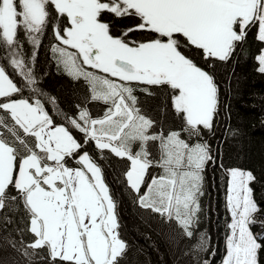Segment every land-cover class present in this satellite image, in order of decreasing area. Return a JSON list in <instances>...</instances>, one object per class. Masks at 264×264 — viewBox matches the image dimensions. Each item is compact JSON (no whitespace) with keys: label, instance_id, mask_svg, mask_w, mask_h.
Here are the masks:
<instances>
[{"label":"snow or ice","instance_id":"snow-or-ice-1","mask_svg":"<svg viewBox=\"0 0 264 264\" xmlns=\"http://www.w3.org/2000/svg\"><path fill=\"white\" fill-rule=\"evenodd\" d=\"M114 19L133 23L117 29ZM49 29L57 63L88 88L71 114L41 90L34 73ZM21 32L33 46L30 57ZM250 34L264 44V0H0V210L22 208L27 217L26 229L13 230L11 217L0 218V248L25 264H124L129 246L118 201L97 162L107 150L128 162L116 182L133 202L175 226L173 247L189 242L182 253L188 264H214L216 248L199 230L200 198L206 168H223L203 140L205 130L214 133L221 100L199 61L210 69L211 61L232 60ZM254 59L264 74V47ZM153 88L178 127L166 129L138 106L135 93L152 96ZM90 102H102L103 115L93 117ZM153 168L160 172L150 174ZM224 171L230 180L221 264H264V221L256 219L264 210L250 186L256 178L240 168Z\"/></svg>","mask_w":264,"mask_h":264},{"label":"trees","instance_id":"trees-1","mask_svg":"<svg viewBox=\"0 0 264 264\" xmlns=\"http://www.w3.org/2000/svg\"><path fill=\"white\" fill-rule=\"evenodd\" d=\"M116 28H121L132 21L114 19ZM18 39L23 45L26 57H30L33 46L21 32ZM56 41L52 37L51 29L42 40L36 52L34 73L39 80L41 90L57 98L59 108L71 114L73 105L80 104L88 88L82 80L77 81L70 77L59 65L51 52V46ZM238 46L237 54L228 62L211 61L213 65L209 71L214 75L220 87V108L214 133L205 130L203 140H206L214 150V156L219 155L223 168L209 165L204 172V195L200 198L202 213L199 230L205 231L211 237V243L216 248L214 264H221L224 255L225 223L228 213L225 209L229 176L225 169L241 168L251 171L256 178L251 182L253 197L264 210V74L257 71V62L254 56L263 44L249 35L242 45ZM6 71L19 83V78L5 64ZM155 95L148 96L137 91L138 106L149 118L162 122L164 127H178L174 121L170 106L165 108V99L160 91L151 89ZM25 97L31 95L30 89H25ZM50 109L55 106L46 105ZM89 110L93 116L103 115L105 105L102 102H90ZM54 118L61 119L53 111ZM226 134V139L224 136ZM90 153L95 150L89 145ZM155 154V146L152 147ZM104 159L98 163L104 169L105 180L112 189L114 198L118 201L117 212L121 222V238L128 244L124 264H188L189 257L183 256L185 245L189 242L181 240L178 246L173 247L170 237L174 235L175 226L163 224L160 218L149 215L142 210L133 198L126 194L124 185L118 184L116 179H123L122 173L127 169L128 162L104 152ZM71 166H77L75 161H69ZM160 169H150V174H158ZM5 214L12 218L13 224L9 230L27 227V217L22 208L0 210V218ZM258 221H264V211L257 215ZM259 225L253 226L258 229ZM0 234H3L0 232ZM13 235L17 236L13 231ZM24 239L32 237L25 231ZM19 238V236H17ZM2 243V241H0ZM0 259L4 264H25L11 248H0ZM35 259L39 260V257Z\"/></svg>","mask_w":264,"mask_h":264},{"label":"rangeland","instance_id":"rangeland-1","mask_svg":"<svg viewBox=\"0 0 264 264\" xmlns=\"http://www.w3.org/2000/svg\"><path fill=\"white\" fill-rule=\"evenodd\" d=\"M263 47H264V44H263ZM199 63H200V65L202 66V67H204L205 68V70H209V68L207 67V65L203 62V61H199ZM211 63V62H210ZM97 116H101V115H96V116H93V117H97ZM71 166V165H70ZM73 167H76V166H73ZM241 169V168H240ZM242 170H245V169H242ZM246 171H248V170H246ZM229 180H230V177H229ZM229 180H228V185H229ZM227 189H228V186H227ZM254 198V197H253ZM261 229H260V227L258 228V229H253V231H254V233L255 232H259Z\"/></svg>","mask_w":264,"mask_h":264},{"label":"flooded vegetation","instance_id":"flooded-vegetation-1","mask_svg":"<svg viewBox=\"0 0 264 264\" xmlns=\"http://www.w3.org/2000/svg\"><path fill=\"white\" fill-rule=\"evenodd\" d=\"M63 23H64V21H63V19L61 20V24L63 25ZM111 23L112 24H114V21L112 20L111 21ZM133 23V22H132ZM129 24H131V23H129ZM124 27V26H123ZM123 27H121V28H123ZM117 29H119V28H117ZM148 35H150L149 33H137V36H140V37H144V36H148Z\"/></svg>","mask_w":264,"mask_h":264}]
</instances>
